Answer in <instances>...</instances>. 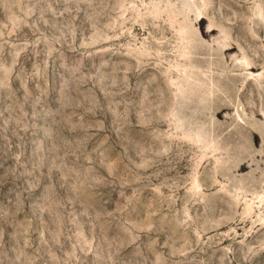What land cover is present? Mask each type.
<instances>
[{
  "label": "rangeland",
  "instance_id": "obj_1",
  "mask_svg": "<svg viewBox=\"0 0 264 264\" xmlns=\"http://www.w3.org/2000/svg\"><path fill=\"white\" fill-rule=\"evenodd\" d=\"M0 264H264V0H0Z\"/></svg>",
  "mask_w": 264,
  "mask_h": 264
}]
</instances>
